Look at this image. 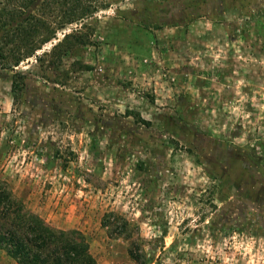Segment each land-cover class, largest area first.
I'll return each instance as SVG.
<instances>
[{"label":"rangeland","instance_id":"374dc122","mask_svg":"<svg viewBox=\"0 0 264 264\" xmlns=\"http://www.w3.org/2000/svg\"><path fill=\"white\" fill-rule=\"evenodd\" d=\"M0 178L99 264H264V0H0Z\"/></svg>","mask_w":264,"mask_h":264},{"label":"trees","instance_id":"16d2710c","mask_svg":"<svg viewBox=\"0 0 264 264\" xmlns=\"http://www.w3.org/2000/svg\"><path fill=\"white\" fill-rule=\"evenodd\" d=\"M126 230L127 221L122 232ZM130 239L128 252L132 260L136 264H152L153 258L144 251L136 252L134 246L139 243ZM0 251L16 264H99L82 231L58 228L47 222L30 210L3 178H0Z\"/></svg>","mask_w":264,"mask_h":264},{"label":"crops","instance_id":"0c3cea01","mask_svg":"<svg viewBox=\"0 0 264 264\" xmlns=\"http://www.w3.org/2000/svg\"><path fill=\"white\" fill-rule=\"evenodd\" d=\"M14 263V262H13ZM14 264H16V263H14Z\"/></svg>","mask_w":264,"mask_h":264}]
</instances>
